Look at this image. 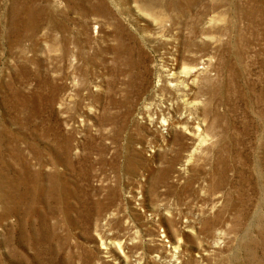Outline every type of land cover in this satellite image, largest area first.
I'll return each mask as SVG.
<instances>
[{
	"label": "rangeland",
	"instance_id": "obj_1",
	"mask_svg": "<svg viewBox=\"0 0 264 264\" xmlns=\"http://www.w3.org/2000/svg\"><path fill=\"white\" fill-rule=\"evenodd\" d=\"M167 68L196 71L190 132L148 108ZM178 242L264 264V0H0V264H183Z\"/></svg>",
	"mask_w": 264,
	"mask_h": 264
},
{
	"label": "bare ground",
	"instance_id": "obj_2",
	"mask_svg": "<svg viewBox=\"0 0 264 264\" xmlns=\"http://www.w3.org/2000/svg\"><path fill=\"white\" fill-rule=\"evenodd\" d=\"M173 43L174 41L170 42L169 44L171 45ZM164 72H166V74L160 76L158 87L162 86V89L168 87L170 92L168 95H156V97L151 98L152 101L149 102L148 108L152 109L154 106L159 108V113H161V121L165 126H169L171 129L175 128L190 132L195 128L194 121L197 119L196 117L199 115H204V112H200V97H186L187 93L185 95V92L191 89L189 87L190 84H194L195 78L193 77H195L196 71L188 70L180 73L176 72L175 68H167L164 70ZM168 102L171 103L167 104ZM205 108H203V111ZM146 112L151 123H153L154 120H152L150 117V111L148 110ZM189 222L190 224L188 223L185 225V228L193 229V224H191L193 222ZM102 234L105 241L102 243L101 252L103 258L108 260L113 257V254L110 251L113 248V238H109L112 234L107 233V229H103ZM172 251L174 256V260H172L173 263H176V260H181L180 263L183 264H193L196 262V258L193 257V253L186 250L182 245V242H178V244L174 245L171 252ZM147 257L149 262L154 260V257H151L150 255ZM196 257L200 258L202 255L197 256L196 254Z\"/></svg>",
	"mask_w": 264,
	"mask_h": 264
}]
</instances>
